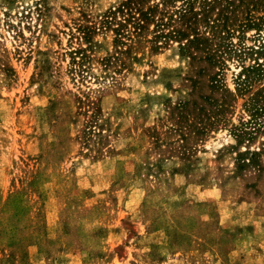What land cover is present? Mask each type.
Here are the masks:
<instances>
[{
    "label": "rangeland",
    "instance_id": "374dc122",
    "mask_svg": "<svg viewBox=\"0 0 264 264\" xmlns=\"http://www.w3.org/2000/svg\"><path fill=\"white\" fill-rule=\"evenodd\" d=\"M0 264H264V0H0Z\"/></svg>",
    "mask_w": 264,
    "mask_h": 264
},
{
    "label": "trees",
    "instance_id": "16d2710c",
    "mask_svg": "<svg viewBox=\"0 0 264 264\" xmlns=\"http://www.w3.org/2000/svg\"><path fill=\"white\" fill-rule=\"evenodd\" d=\"M156 9H157V6H152V7H150V9L146 13H143L142 16H144L146 19L149 18L152 21L154 19L155 15L158 14L160 23H158L157 25H159V24L164 25V23H162V18H166V14H164V13H162V11H158V9L157 10ZM146 14H148V15H146ZM168 18L169 17H167V19ZM168 34H169V32L164 33V34L161 33L156 38H160V37L165 38ZM193 41H194L193 39H190V40L187 39L186 40V42H188V45H191V43H193ZM259 66H260V64H257V67H259Z\"/></svg>",
    "mask_w": 264,
    "mask_h": 264
}]
</instances>
